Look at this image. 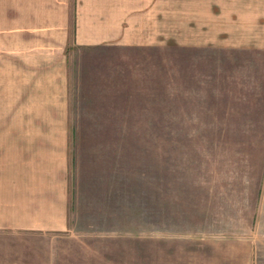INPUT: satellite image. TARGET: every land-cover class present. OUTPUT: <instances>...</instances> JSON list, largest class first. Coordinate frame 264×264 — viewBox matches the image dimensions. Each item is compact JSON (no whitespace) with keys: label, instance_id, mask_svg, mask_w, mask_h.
<instances>
[{"label":"rangeland","instance_id":"rangeland-1","mask_svg":"<svg viewBox=\"0 0 264 264\" xmlns=\"http://www.w3.org/2000/svg\"><path fill=\"white\" fill-rule=\"evenodd\" d=\"M1 46L0 264H264L263 55L68 46L64 105Z\"/></svg>","mask_w":264,"mask_h":264},{"label":"crops","instance_id":"crops-1","mask_svg":"<svg viewBox=\"0 0 264 264\" xmlns=\"http://www.w3.org/2000/svg\"><path fill=\"white\" fill-rule=\"evenodd\" d=\"M0 39L22 58L30 84L48 87L67 105L68 46L170 43L218 56H264V0H0ZM55 131L68 137L81 130Z\"/></svg>","mask_w":264,"mask_h":264}]
</instances>
